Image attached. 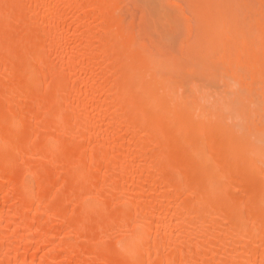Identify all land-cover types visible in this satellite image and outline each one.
<instances>
[{"label":"bare ground","instance_id":"obj_1","mask_svg":"<svg viewBox=\"0 0 264 264\" xmlns=\"http://www.w3.org/2000/svg\"><path fill=\"white\" fill-rule=\"evenodd\" d=\"M164 1L0 0V264H264V0Z\"/></svg>","mask_w":264,"mask_h":264},{"label":"rangeland","instance_id":"obj_2","mask_svg":"<svg viewBox=\"0 0 264 264\" xmlns=\"http://www.w3.org/2000/svg\"><path fill=\"white\" fill-rule=\"evenodd\" d=\"M144 1V5L145 7H147V11L153 15L154 17H156V19H158L157 17H159L161 15V13L163 11L169 10V12H171L170 14L172 15V12L175 13V10L172 9V7H169V5L167 6L166 2L163 0H143ZM164 2V3H163ZM167 6V7H164ZM166 9V10H165ZM177 14H173V19L174 16ZM161 25V24H159ZM160 27V26H159ZM181 31V29H179ZM178 30V32H179ZM181 33V32H180ZM178 37L180 36L179 34L177 35Z\"/></svg>","mask_w":264,"mask_h":264}]
</instances>
